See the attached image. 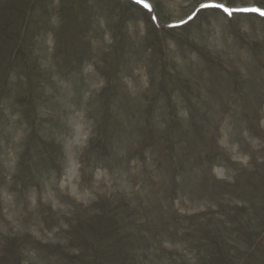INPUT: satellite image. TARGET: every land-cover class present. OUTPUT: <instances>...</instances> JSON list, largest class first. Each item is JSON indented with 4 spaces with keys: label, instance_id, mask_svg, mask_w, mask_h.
Masks as SVG:
<instances>
[{
    "label": "rangeland",
    "instance_id": "rangeland-1",
    "mask_svg": "<svg viewBox=\"0 0 264 264\" xmlns=\"http://www.w3.org/2000/svg\"><path fill=\"white\" fill-rule=\"evenodd\" d=\"M149 1L0 0V264H264V0Z\"/></svg>",
    "mask_w": 264,
    "mask_h": 264
},
{
    "label": "snow or ice",
    "instance_id": "snow-or-ice-1",
    "mask_svg": "<svg viewBox=\"0 0 264 264\" xmlns=\"http://www.w3.org/2000/svg\"><path fill=\"white\" fill-rule=\"evenodd\" d=\"M205 6H207V5H202V7H205ZM219 7H225L224 5H218ZM226 11H228L229 12V14H231V12H232V10L231 9H225ZM245 11H248L249 9H244ZM251 10H253V11H257V12H261V14L262 15H264V11H262L261 9H259V8H255V9H251Z\"/></svg>",
    "mask_w": 264,
    "mask_h": 264
},
{
    "label": "bare ground",
    "instance_id": "bare-ground-1",
    "mask_svg": "<svg viewBox=\"0 0 264 264\" xmlns=\"http://www.w3.org/2000/svg\"><path fill=\"white\" fill-rule=\"evenodd\" d=\"M80 142V140H77V138L74 140V141H71L70 144H71V147H75L78 143Z\"/></svg>",
    "mask_w": 264,
    "mask_h": 264
}]
</instances>
